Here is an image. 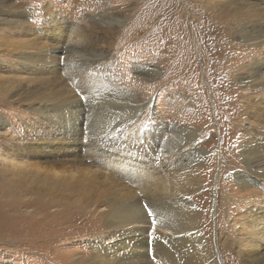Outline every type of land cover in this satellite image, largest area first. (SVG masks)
<instances>
[{"label": "rangeland", "instance_id": "1", "mask_svg": "<svg viewBox=\"0 0 264 264\" xmlns=\"http://www.w3.org/2000/svg\"><path fill=\"white\" fill-rule=\"evenodd\" d=\"M21 1L28 4L32 16L25 23L3 24L6 32L0 34V41L9 43L0 45V118L4 122L0 187L7 189L0 196V264H98L97 255L123 236L110 215L128 209L126 192L135 190L133 175L149 180L156 200L187 201L195 208L213 264H243L235 249L249 240L248 234L264 232V186L239 188L232 173L248 174L243 156L251 135L246 130L264 132V93H254L239 80L255 70L264 73V43L245 44L235 28L251 23L264 26V0H225L223 6L217 4L222 0H198L203 11L220 12L233 29L220 43L224 58L220 68L230 78L215 74L214 82L205 73L209 63L194 39H189L190 55L175 64L168 63L169 50L159 45L169 31L162 36L150 30L146 36L137 33L127 43L118 42L130 12L143 2L89 0L87 8H81L82 0ZM44 7L51 8L56 19L42 11ZM57 22L64 23L66 31L53 42ZM136 29L140 28H133L128 36ZM25 42H31L30 46L22 47ZM34 42L48 46L37 51L31 47ZM72 45L104 56L89 65L76 64ZM212 45L209 42L207 48ZM147 69H157L159 76L142 75ZM219 81L225 87L214 96ZM198 82L203 83L202 94ZM245 91L253 92L252 99H263V108L259 107L263 111L252 112L246 101L241 103L243 96L237 92ZM72 93L83 110L82 140L112 151L115 158L130 157L124 169L111 166L107 153L102 162L88 160L86 165H110L112 172L128 179L113 184L85 166H58L52 157L47 160L49 154L42 148H56L69 136L49 115L70 107ZM118 93L127 100L121 101ZM204 99L208 108L203 106ZM42 105L53 111L40 114L37 110ZM187 128L198 130L199 148L194 147ZM55 171L66 175L56 177ZM157 207L147 208L148 220H169L166 211ZM252 210L263 220L258 228L250 222ZM226 240L234 248L232 253L222 250Z\"/></svg>", "mask_w": 264, "mask_h": 264}, {"label": "bare ground", "instance_id": "2", "mask_svg": "<svg viewBox=\"0 0 264 264\" xmlns=\"http://www.w3.org/2000/svg\"><path fill=\"white\" fill-rule=\"evenodd\" d=\"M133 1L139 3L143 2L144 5L138 6L135 10L130 12L128 17L130 21L127 22L126 28L124 27L125 29L120 32V35L117 37L118 42L127 43L136 38L137 33H142L146 36L150 33V30L151 32L159 31L162 36L165 34L164 32L169 31L171 33L166 38L163 37L159 45H163L169 50L167 55L169 59L168 63L175 64L178 60H183L190 55L189 39H194L198 42L197 47L205 54V61L209 63L205 72L206 75L211 74L213 79L215 74L218 75L222 73L223 79L227 77L223 73L225 70L222 71L220 68V65H223L224 59L220 54L222 48L220 43L230 31H233V29L223 21V16L220 12L215 11L206 13V11L202 10V6L198 0H147L148 7L146 6L145 0ZM225 3V0H222L217 4L223 6ZM89 4V0H82L80 7L87 8ZM27 5L26 2L21 0H0L1 35L6 32L5 28L2 27L3 24L11 26L25 23V20L32 16L33 12ZM42 11H45L47 14L51 15L53 19H56L54 18V11H52L51 8L45 10L44 7ZM37 14L39 13L37 12ZM112 18L116 21L121 20L120 18ZM63 24L59 22L54 24L56 34H53V37H51L53 42L56 41L58 35H63L66 31V27ZM135 27H139L140 29H136L128 36V32ZM235 29L237 31L236 33L241 35L240 37L244 39L245 44L253 41H261V43H264V26L251 23L250 25L245 24L236 26ZM145 36L141 40H144ZM0 38L2 39L1 36ZM3 42L4 41H0V45L5 46V44H9L7 42L4 44ZM209 42L213 44L211 48H207ZM225 42L227 43L228 40L225 39ZM29 43L31 42L23 43L22 47H29ZM150 44H152V42H150ZM47 46V42H34V44L31 45V47L37 51ZM239 47L242 46L238 45V48ZM66 52L67 51H61L62 54ZM70 52L74 54L72 60L80 65H89L91 62L95 61V58L104 56L103 54L97 55V51L88 50L81 45H72ZM49 65H53V63ZM226 71L229 73L232 72V66L227 67ZM141 74L149 76L152 79L159 76L157 69H147L145 73L141 72ZM228 77L226 79L230 78ZM216 80L217 77L213 79V82ZM239 81L242 86L249 85L254 93H264V73L260 71L255 70L254 73L242 77ZM221 82V85L213 90L214 96L223 93L224 85L223 81ZM202 84L201 82L199 83V91L201 94L204 92ZM237 90L239 89L237 88ZM253 92H237V95L243 96V101H241V103L246 101L248 107L252 106V112L257 109L263 111V109H259V107L263 106L261 101L263 99H261L260 96H256L252 99L251 96ZM121 95H123V93L117 94V97H120L121 101L127 100V97ZM205 96L207 98V94H205ZM70 98L72 99L71 106L66 107L62 111V114L49 115V117L54 119L57 125H63L62 128L66 130V134L69 136L66 139V143H59L56 148L53 145L49 148H42L47 150L49 154L47 160H51L50 157H52L58 166H67L69 164H71L70 167L72 168L78 165L85 166L89 172L95 175H102L106 181H110L113 184L117 183L121 178L128 179L129 176L124 175L121 177L118 171L112 172L109 167L110 165L105 167L101 166V168L98 166L93 167L86 165L88 160H91L94 164L102 162L103 154L107 153L108 156L106 160L112 162L111 166L124 169L129 167L130 157L121 154L119 158L118 156L115 158L114 154L111 155V153H113L112 151H106L103 147L90 143L89 140L83 141L80 132L82 117L84 116L83 110L81 109L80 101L75 93H72ZM204 101L205 105L203 103V106L208 108L209 105L206 99H204ZM149 105L150 102L144 107H141L140 110L147 108ZM37 111L45 115L48 111H53V108L42 105ZM3 125L4 122L0 118V128ZM185 131L192 137L194 147L199 148L198 137L200 134L198 130L195 128H187ZM246 133L251 135V139L248 138L245 142V154L243 156L248 174L237 170L232 173V179L239 188L250 190L253 186L258 184L264 186V132H257L255 129L250 128L246 130ZM80 153L83 155H80ZM50 154L52 155L50 156ZM123 156L126 157L123 158ZM11 165L16 167V164ZM55 173L54 175L56 177H65L66 175V172L62 171H55ZM69 174H72V171H69ZM134 177L135 183L133 185L135 186V190H127L126 192L127 199L129 200L128 209L122 214L114 211L110 215V218L116 226L115 229L123 233V236H121V239L115 245L109 248L110 250H104L101 252L102 255H97V259L101 258L98 264H213V260L211 259L210 261L207 253L209 242L206 243L204 230L200 228V223L195 218V208L187 201H172V199L168 201V203L156 200L157 198L154 193H152L153 191H150V187L148 186L150 185L149 180L134 175L130 178L133 179ZM5 189L6 188L0 187V196L6 194ZM261 195L264 194L261 193ZM146 202L148 204H146ZM24 203L22 206L25 205ZM165 203L168 204L165 207H161ZM145 205H147V207H145ZM158 205L161 210L166 211L169 220H148V216L145 215L147 208L152 206L159 210L157 207ZM18 206V204L14 205V207ZM251 213L253 218L250 222H256L255 228H258L261 225L257 224L263 220L257 215L258 213L256 211L252 210ZM104 215L107 216V214ZM248 235L249 240L246 239V242L235 249L239 253L237 256L242 259L243 264H264V232L262 230L255 231ZM225 243L227 246L221 249L224 252L227 251L232 253L234 248L230 246L229 240H226ZM163 248H166L164 254L162 252ZM228 248L231 249L229 250Z\"/></svg>", "mask_w": 264, "mask_h": 264}, {"label": "snow or ice", "instance_id": "3", "mask_svg": "<svg viewBox=\"0 0 264 264\" xmlns=\"http://www.w3.org/2000/svg\"><path fill=\"white\" fill-rule=\"evenodd\" d=\"M145 207H147V205H145ZM150 216L152 215V213H151V211H149V213H148Z\"/></svg>", "mask_w": 264, "mask_h": 264}]
</instances>
